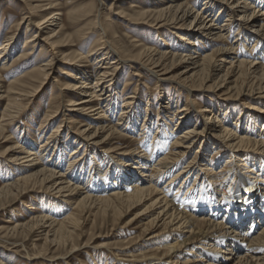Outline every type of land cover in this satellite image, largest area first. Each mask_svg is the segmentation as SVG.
<instances>
[{
    "label": "bare ground",
    "instance_id": "bare-ground-1",
    "mask_svg": "<svg viewBox=\"0 0 264 264\" xmlns=\"http://www.w3.org/2000/svg\"><path fill=\"white\" fill-rule=\"evenodd\" d=\"M119 2L87 0L76 6L73 0H14V14L19 16L0 41V146L7 143L0 150V165L6 169L0 180V209L20 200L28 218L14 222L9 215L5 221L9 225L0 226V233L24 239L35 234L54 250L70 244L62 256L72 258L86 246V241L81 246L74 242L86 218L91 225L113 228L145 204L125 222L129 226L147 219L142 234L95 246L114 257V264H264V116L258 124L241 115L232 122L221 110L229 108L225 101L230 98H264V0H150L134 15L115 11L127 24L155 28L158 36L162 30L173 31L174 45L186 53L170 48L166 40L161 49L139 42L131 49L123 46L100 21L99 9L92 16L95 5L113 13ZM85 19V27L74 31ZM91 38L87 52H81ZM32 56L30 68L17 72ZM58 62L65 66L58 68L65 82L54 86L58 92L49 96L34 139L32 128L18 119L20 110L23 101L56 83L51 69ZM182 64L183 69L172 74ZM126 65L157 80L160 108L155 119L152 91L139 108L138 83L124 95L118 111L122 95L115 88ZM164 82L170 84L166 95L161 92ZM180 90L186 93L184 101ZM201 91L222 95L224 101L205 97L197 103L193 98ZM173 120L178 126L175 134L169 126ZM13 127L20 133L18 139L10 133ZM153 128L151 142L145 143ZM130 136L134 139L128 140ZM196 142L212 150L214 158L201 154L199 164L194 154L174 172ZM222 146L229 153L218 169L216 157L223 155ZM170 172L174 173L158 187ZM35 192L49 199H25ZM61 211L64 216L59 218ZM126 231L116 235L125 236ZM170 232L169 238L164 236ZM89 234L91 240L100 236L92 230ZM135 239H144L151 247L136 249ZM32 247L30 259L46 256V247L36 243Z\"/></svg>",
    "mask_w": 264,
    "mask_h": 264
},
{
    "label": "rangeland",
    "instance_id": "rangeland-1",
    "mask_svg": "<svg viewBox=\"0 0 264 264\" xmlns=\"http://www.w3.org/2000/svg\"><path fill=\"white\" fill-rule=\"evenodd\" d=\"M73 1H74V5L76 4V6H79V5H82L83 3H85L87 0H73ZM147 1H150V0H120L119 4L113 10V13H110L107 11L105 12V10H103L104 9L103 6H101V5L99 7H97L95 5L93 8L92 16H95L97 14V9H99L101 11L100 21L102 22V24L109 26L114 31L115 35L118 38H120L122 45L126 46L129 49H131V45L134 42L143 43V44H146L148 46H151L152 48L161 49V45L163 44L164 40H166L169 43V47L171 46L170 48L177 50L179 52L186 53L187 51H185V49H183V47H181V46L177 47V45H174L176 43H174V41H173V34H172L173 31L162 30L163 34H161V36H158L155 33L156 32L155 28L150 27L149 25H146V24H129V23L127 24L126 21H124L122 18H120L118 15L115 14V11L117 12V10H123L127 14L134 15L135 12H138L139 10L143 9V7L145 6V3ZM200 7H201V5H198L196 3V9H199ZM15 12H16V9L14 7V0H0V41L2 40V37L4 36L5 32L8 30L11 21L17 19V17L19 16V15H15L14 14ZM88 18H92V17H88ZM223 18H224V14H222L220 21ZM145 19H148L151 21L153 19V17L146 16ZM86 21H87V19L80 21L78 23V25L76 26V28L74 29V31L75 30L77 31L79 29H83L85 27ZM159 32H161V30ZM235 32H236V27H233L231 33L228 35V39H230V41L234 38ZM159 37H161V39H159ZM92 39L93 38L88 40L89 43H88V41L85 43L86 48L84 50H82L81 52H84V53L87 52V48H88L89 44H91ZM19 45L20 46L22 45V39L20 40ZM129 45H130V47H129ZM202 49L204 51V49H208V48L202 47ZM49 57H50V55H47L44 58H42V60H47ZM34 58L35 57H33V56L30 57L29 60L27 61V63H23L22 66L20 67L19 71H17V72L22 73V72H25L27 69H29L30 65H31L30 63ZM28 62H29V64H28ZM183 66L184 65L182 64L180 66H177L176 69L174 68L172 71V74H177L178 72H180V70L183 69ZM59 67H65V66L58 62V63H55L53 65V68L51 69V78H52V80L56 79V83L53 81L50 82L44 88L43 93L40 96L33 98V100H30L28 102L26 100L23 101V105H22V108L20 110V114H19L18 119H19V121L21 120L23 122V124H25V125L27 124L28 127L32 128V133H33L32 135H33L34 139H35V135H36L35 128L38 127V123H39L40 118L45 116V113L49 108L48 107L49 96L51 94L53 96H55L58 92L57 87H54V86H57V85L61 86L65 82V80L62 78V75L58 72ZM128 70H129V72H128ZM130 71H131V73L136 72L139 76L131 75ZM20 73H17V74L19 75ZM17 74H16V76H17ZM8 79L7 78L4 79L6 81L5 83H7ZM128 79H131L130 80L131 85L128 86V89H123L124 84L126 83V81H128ZM156 81L157 80L155 79V77L149 76L144 70H142L139 67L130 68L128 65L124 66L123 71L120 75V78H119L117 85H116V88H115L116 90L120 91L121 95H122L117 102L118 111L120 109L119 105H121V100L124 97V95L130 94L134 90V87L136 86V84L138 83L139 89L137 91H138V94L141 98L139 108L141 110V108L146 103L147 95L150 93V91H152L153 94L151 95L152 96L151 97L152 102L150 103V106H151L150 109H152V114H151L152 118L155 119L157 111L160 108V105L157 101L158 98L155 96L156 92L158 90H160V89H155V82ZM162 85L164 86V88H163V90L161 89V92L166 95L167 94L166 88L170 84L164 82ZM180 91L182 92V90H180ZM123 93H126V94H123ZM184 95H186V93H184V92H182L180 94L178 93V96H180V98L183 101L186 99L185 98L186 96H184ZM218 95H219V93H218ZM174 96H175V94H174ZM205 97H208V99L221 101L224 96L221 95L219 98L216 96L215 92L201 91L200 94L199 95L196 94V96L193 99H195V101L197 103L198 102L202 103V101L205 99ZM258 100L261 102V100H264V98L257 97V98L252 99V98H248L247 96L239 97L235 100L233 98H230L229 102L225 101V102L230 104L229 108L227 109V108L222 107L221 110L224 111L225 116L228 115L230 117L229 120H231L232 122L237 120L238 115H241V116H245V117L248 116V117H251L253 119H256L257 120L256 123L258 124V122L260 123V121H262L261 118L264 116V104L258 103ZM164 101H166V99ZM222 101H224V100H222ZM202 105H204V104H202ZM117 112L114 115V119H113L114 122L116 121L115 116H117ZM220 116H224L223 113L220 114ZM66 117H68V116H66ZM59 119L56 121V123L54 125H52L49 129H47V132H49L53 127H55L57 125V122L59 121ZM142 121H143V119L140 117L138 120V128L141 127ZM193 121L194 120H192V122H190L191 123L190 126L193 125ZM29 124H31V125H29ZM169 126H170V130L172 129L174 131V134H175L177 132L176 129L178 128V126H175V121L174 120L170 121ZM245 126L246 125L242 123V128H244ZM257 127H259V125ZM255 130L261 131L259 128H256ZM15 131H16V129L13 127L11 129L10 133H12L13 137H16V139H18L20 133L18 131H16V132ZM153 133H154V128L150 130L149 135H147V137L145 139V143L151 142V138H152ZM133 136L135 137V135H133ZM133 136L128 137V140H130V139L133 140L134 139ZM65 138H66V136H64V139ZM135 141L137 143L139 142V140H136V138H135ZM139 143L141 144V142H139ZM138 144H136V145H138ZM165 144H167V143H165ZM203 145H205V144H203ZM203 145L200 148L201 145L198 142H196L192 146V148L185 153L183 159L180 161V165L176 166L173 169V171L175 172L177 169H179L194 154L198 155L199 160H200L201 154L202 155L205 154L206 157L211 158V159L214 158L212 150H207V146L204 147ZM6 146H7V143H3L0 146V150L4 149ZM124 146H126V144ZM216 146H217V144L214 147H216ZM167 147H168V145H166V149H167ZM220 153H222L223 155H218L216 157L218 160L217 161L218 163L216 164V168H218V169H219V167H222V165L224 163L223 159L226 158L229 151L222 146V147H220ZM201 162H202V160H200L199 164H201ZM199 164L197 165V167L199 166ZM237 164H239V163H237ZM197 167L194 169L197 170ZM232 170H230V171L232 172ZM174 172H170L166 177H164L160 181V183L157 186L158 187L162 186L163 182L167 178H169L171 176V174H173ZM5 173H6V169H4L2 165H0V180H2ZM16 175H18V174L16 173ZM14 178H16V177H13V179ZM178 185H179V180L176 182L175 186L173 187L172 194L175 193V190L178 187ZM31 194L32 195H30L29 198L26 197L25 199L31 200L32 199L31 197H33L38 201L40 200L41 202L47 201L49 199V196H47L45 194L36 193V192L31 193ZM147 204H148V202H146V205ZM20 205H21L20 200H14V201L8 203V205H6L3 209H0V226L9 225L8 223H5V221L7 219H9L8 218L9 215H12L14 217L12 219V221H14V222H15V220L17 221L19 217H21L23 219L28 218V214L23 212V209L20 207ZM45 207L51 208V206L49 207V205H43L42 208H45ZM144 207H145V204L138 207L135 211L134 210L130 211V213H128L126 216L124 215L122 218H120L116 222V224L113 228L110 224L102 225L101 227H97L96 224L91 225V222L88 219L89 217L86 218V220L80 224V230H81L80 232L81 233L78 236H76L74 239V242L80 243V246L83 244L84 241H86V246L80 247L81 249L76 254H74L72 256V258L71 257L64 258L62 256V255L66 254L67 248L70 247V244H68V246H65V247L61 246V247L54 250V247L52 248L48 243L43 244V240L39 239V237L35 236V234L32 237L29 236L28 239L27 238L24 239L22 237H15V236H8V235L2 236V233H0V260H2V262L5 264H114L116 262L114 257H111L110 255H108L105 252V250H102L101 248H99L97 250L95 248V246L98 245L100 242H104V241L109 242V243H120V242H122L121 240L126 238L127 236H130V235L137 236L139 234H142L141 233V231H142L141 225L147 219L143 218L141 221H139L135 224H131L129 226L125 225V222H127L129 219H131L137 213V211L139 212ZM63 212L64 211L60 212V215H58L59 218L64 216ZM84 217L85 216H83V219H84ZM90 218H92V217H90ZM121 227H124V228H121ZM90 230H92L94 233H100V236L97 238H93L91 240V234H89ZM125 230H127L126 232H128V233L125 232V234H126L125 236L116 235V232H122ZM111 232H114V234L111 235ZM170 234H171V232L169 234H165L164 236L169 238ZM135 241L136 242H135L134 248H136V249L140 248V247H144L142 249H146L148 247H151L150 245H148L149 243L146 242V240H144V239H141V240L135 239ZM14 242H16V243H14ZM33 243H36V245L39 248H41V247L45 248L46 247V249H47L46 250V256L44 258H42V259H30L29 258V255L34 250V247H32ZM12 244H16L17 247L13 249ZM5 247L12 248L16 252L13 253V252L7 250V248H5ZM57 255L62 256V258L57 257ZM55 257H57V258H55ZM175 259H176V257L171 258V260H175ZM163 264H173V262H166L165 263V261H164Z\"/></svg>",
    "mask_w": 264,
    "mask_h": 264
}]
</instances>
